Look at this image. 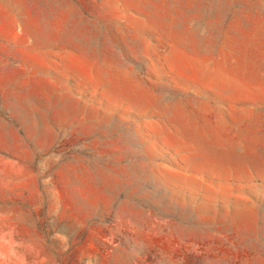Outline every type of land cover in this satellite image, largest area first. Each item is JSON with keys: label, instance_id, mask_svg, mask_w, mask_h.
<instances>
[{"label": "rangeland", "instance_id": "1", "mask_svg": "<svg viewBox=\"0 0 264 264\" xmlns=\"http://www.w3.org/2000/svg\"><path fill=\"white\" fill-rule=\"evenodd\" d=\"M0 264H264V0H0Z\"/></svg>", "mask_w": 264, "mask_h": 264}]
</instances>
